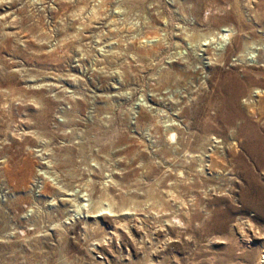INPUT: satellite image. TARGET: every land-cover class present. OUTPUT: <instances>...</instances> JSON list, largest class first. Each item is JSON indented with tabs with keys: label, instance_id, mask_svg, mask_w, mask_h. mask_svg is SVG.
<instances>
[{
	"label": "rangeland",
	"instance_id": "rangeland-1",
	"mask_svg": "<svg viewBox=\"0 0 264 264\" xmlns=\"http://www.w3.org/2000/svg\"><path fill=\"white\" fill-rule=\"evenodd\" d=\"M255 73L264 0H0V264H264Z\"/></svg>",
	"mask_w": 264,
	"mask_h": 264
},
{
	"label": "bare ground",
	"instance_id": "bare-ground-1",
	"mask_svg": "<svg viewBox=\"0 0 264 264\" xmlns=\"http://www.w3.org/2000/svg\"><path fill=\"white\" fill-rule=\"evenodd\" d=\"M220 33H221L220 34V38L222 40L231 39V33L228 30H221ZM258 76L259 75H257L256 73L254 75H251L250 76V83H251V85L260 86V87L264 88V74L262 75V78H259ZM211 129H212L211 126H209V125L206 126V131H211ZM175 137H176V134H171L170 135V139H172V140L175 139ZM259 149H261V148H259ZM263 259H264V257H263Z\"/></svg>",
	"mask_w": 264,
	"mask_h": 264
}]
</instances>
